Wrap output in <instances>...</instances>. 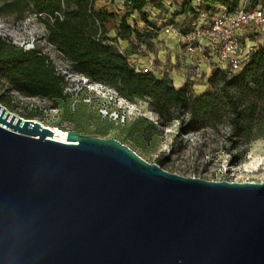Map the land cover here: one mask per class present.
<instances>
[{
	"label": "water",
	"instance_id": "95a60500",
	"mask_svg": "<svg viewBox=\"0 0 264 264\" xmlns=\"http://www.w3.org/2000/svg\"><path fill=\"white\" fill-rule=\"evenodd\" d=\"M0 103V264H264V181L149 163Z\"/></svg>",
	"mask_w": 264,
	"mask_h": 264
},
{
	"label": "trees",
	"instance_id": "16d2710c",
	"mask_svg": "<svg viewBox=\"0 0 264 264\" xmlns=\"http://www.w3.org/2000/svg\"><path fill=\"white\" fill-rule=\"evenodd\" d=\"M95 1L26 0L33 13L43 17L47 41L74 71L88 81L103 84L111 93L129 102H147L166 122L177 119L179 133L197 129L206 120L218 122L226 117L230 140L264 136V50L254 51L238 72L227 74L222 69H214L208 77L212 92L187 93L183 88H175L168 78L136 71L128 57L114 49L110 44L113 39L107 36L106 22L115 14L95 8ZM154 1L161 0H125L129 9L120 16L118 34L123 37L133 34L142 39L153 37L154 33L149 30L139 32L130 27L126 16ZM251 1L252 5L258 4V0ZM201 3L207 12L215 11L217 4L227 8L237 6V0H201ZM187 11L196 13L193 7L184 5L181 13ZM141 14L146 21V13ZM147 24L152 29L153 25ZM0 76L20 93L46 98L57 108L63 121L72 124L75 131L87 133L86 125L78 119L87 109L88 104L83 100L87 94L76 98L67 92L68 82L57 73L51 59L38 49H24L0 37ZM151 128L148 121L137 118L123 125L114 138L122 143L129 139L141 146L139 135ZM106 131V127L98 124L92 134L104 136Z\"/></svg>",
	"mask_w": 264,
	"mask_h": 264
},
{
	"label": "rangeland",
	"instance_id": "374dc122",
	"mask_svg": "<svg viewBox=\"0 0 264 264\" xmlns=\"http://www.w3.org/2000/svg\"><path fill=\"white\" fill-rule=\"evenodd\" d=\"M243 2L245 5L253 4L251 0H237L236 5L239 6ZM258 3L264 6V0H258ZM62 5L67 6L66 2ZM184 5L198 8L197 16L207 13L206 6L201 0H161L147 2L141 11L128 12L126 23L141 32L149 30L154 36L159 33L168 36L163 30L164 26L173 22L176 15L181 14ZM94 6L115 14L114 17L107 19V36L113 39L110 43L112 47L126 55L130 62L131 53L136 48L135 38L139 41L145 40L143 55L149 51L153 52V48L160 47L159 43L165 40L159 35L150 39H142L135 35L133 37V34L120 36L118 34L120 16L129 9L125 0H96ZM221 6L217 4L213 10H221ZM142 12L146 13L147 22L142 19ZM147 23H151L153 28H149ZM46 33L43 17L34 16L31 5L26 0H0V37L1 34L6 35L7 38H1L12 44L16 41L15 45L18 46H22L21 42H32L34 48L51 59L57 73L68 82L65 88L67 92L76 98L87 94L83 99L88 104L87 109L78 117L86 125V134L94 135L92 131L100 124L107 128L106 134L100 137H115L120 134L123 125L140 118L151 124V130L143 131L139 135L138 141L141 146L135 145L129 139L124 144L149 163H156L164 170L179 175L208 180L264 181V136L246 137L234 142L228 137L230 125L226 117L218 122L206 120L197 129L179 133L177 119L166 122L147 102H129L111 93L103 84L88 81L74 71L56 47L47 41ZM261 35L258 33L255 38L260 40ZM212 71L213 69L210 70L209 76ZM206 82L208 85L202 92L196 94L213 91L208 78ZM0 103L20 117L35 119L63 130H74L72 124L61 119L59 111L49 100L20 93L1 76Z\"/></svg>",
	"mask_w": 264,
	"mask_h": 264
},
{
	"label": "built area",
	"instance_id": "2783aa9c",
	"mask_svg": "<svg viewBox=\"0 0 264 264\" xmlns=\"http://www.w3.org/2000/svg\"><path fill=\"white\" fill-rule=\"evenodd\" d=\"M221 7V10L207 12L200 19L197 17L198 8L193 7L195 14L185 12L190 19L187 25L185 22L172 20L173 22L164 26L163 30L193 59V63L186 67L182 76L177 79L168 78L175 88L195 93L191 82L204 78V64L210 65L213 70L222 69L227 74L235 73L242 69L254 51L264 50V39L255 38L258 33L264 34L263 5H245L243 2L236 7ZM55 14L61 16L60 13ZM39 15L40 13H34V16ZM1 37L7 38L2 34ZM13 43L16 44V41ZM20 45L24 49L34 48L32 42H21ZM133 66L136 71L151 72L157 77H164L163 74L169 72L166 66L156 71L155 58L151 53L147 55L145 65Z\"/></svg>",
	"mask_w": 264,
	"mask_h": 264
},
{
	"label": "crops",
	"instance_id": "0c3cea01",
	"mask_svg": "<svg viewBox=\"0 0 264 264\" xmlns=\"http://www.w3.org/2000/svg\"><path fill=\"white\" fill-rule=\"evenodd\" d=\"M192 6H194V5H192ZM197 15H198V12H197ZM202 15H204V14L197 16L198 19H200L202 17ZM183 16H185V17H183ZM173 20H175L179 23L185 22L184 23L185 25H187L188 22L190 21V19L188 17H186V13H181L179 15H176L173 18ZM136 30L140 31L139 29H136ZM158 35L163 36V38H165L164 42L159 43L160 47L155 46L153 48V52L149 51V52H147L146 55H143V50H144V43L143 42H145V40L139 41L137 38H135L134 45L136 46V48H134L132 53H131V58H132L131 63H132V65H135L138 67L143 66L146 64L147 55L149 53H151V55H153L155 58V63L157 66L156 71L158 72V71H160V69L163 66H166V67H168L169 72L167 74H163V76L166 78L173 77V78L177 79L183 75L186 67L193 63V59L184 53L182 47L171 36H169V35L167 36L165 33H159L156 36H153L151 38H154V37L157 38ZM133 37H134V35H133ZM129 39H131V38L129 37ZM146 39H150V38H146ZM262 39H264V34L261 35V40ZM204 67H205V71H206L204 78L203 79H196V80H193L191 82V87L195 93H197L199 91L202 92L203 88H205L208 85L206 80L209 76V73H210V70L212 69V67L210 65H207V64H204Z\"/></svg>",
	"mask_w": 264,
	"mask_h": 264
},
{
	"label": "bare ground",
	"instance_id": "6f19581e",
	"mask_svg": "<svg viewBox=\"0 0 264 264\" xmlns=\"http://www.w3.org/2000/svg\"><path fill=\"white\" fill-rule=\"evenodd\" d=\"M57 127V126H55ZM53 130L55 131V134H54V137L57 139V140H64V135H65V131L66 130H63L59 127H57L56 129L53 128Z\"/></svg>",
	"mask_w": 264,
	"mask_h": 264
}]
</instances>
